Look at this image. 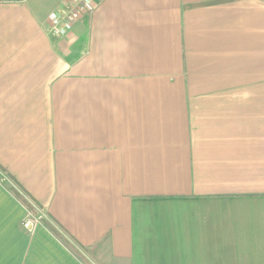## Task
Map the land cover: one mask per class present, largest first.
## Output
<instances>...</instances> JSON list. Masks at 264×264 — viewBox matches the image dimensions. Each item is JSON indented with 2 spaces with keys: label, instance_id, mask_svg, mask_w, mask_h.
<instances>
[{
  "label": "crops",
  "instance_id": "1",
  "mask_svg": "<svg viewBox=\"0 0 264 264\" xmlns=\"http://www.w3.org/2000/svg\"><path fill=\"white\" fill-rule=\"evenodd\" d=\"M67 1L0 0L4 114L31 115L0 118V164L45 217L0 182V264H264V86L184 73L193 22L247 39L264 0H95L54 38Z\"/></svg>",
  "mask_w": 264,
  "mask_h": 264
},
{
  "label": "rangeland",
  "instance_id": "2",
  "mask_svg": "<svg viewBox=\"0 0 264 264\" xmlns=\"http://www.w3.org/2000/svg\"><path fill=\"white\" fill-rule=\"evenodd\" d=\"M94 2L96 4L95 0ZM194 16L197 17V15ZM252 17L253 20L255 18L261 17L262 29L264 26V14H253ZM204 20L205 22L199 18L197 22L192 23L193 29L198 26V28L194 30L197 35L190 34L188 38L189 43L187 45V48L188 52H191L189 54L191 60H188L187 63L185 62L187 66L184 73L187 85L195 87L203 86L207 88H218V86L221 87L225 85L264 86V32L260 33L259 31H256V29L259 27H255L256 25L253 24V30L249 31L251 37L247 39H243L244 37H242L241 34L244 33V31L239 28L235 30H229L228 35L223 36L219 35V32H215L214 29H211L209 32L214 34V37H203L204 39H202L198 35V29H201L204 24V27L210 26L211 23L210 19ZM215 34L219 37L215 38ZM248 58L250 60H248ZM185 81L181 85H186ZM205 91L212 92V89ZM180 95L182 96V94ZM7 96L9 95H0V118L9 117V113L4 114V105L5 107L9 106L8 103L10 101L7 100L5 104V98ZM16 96L17 95H10L11 98H14ZM215 96H217V94ZM177 97V94L172 95V98ZM46 100L51 101V96H49L48 99L46 98ZM11 104L12 101H10V105ZM33 107V105H30L27 107H20V109L25 112L27 110H32ZM46 110L49 109L40 110V113L42 115L41 118H45ZM50 110L51 111H49L48 116H53L54 108H51ZM16 113L18 112L13 113L9 118L31 116L29 114L16 115ZM0 182L2 184L10 185V190L13 195H15V197H17L19 201H22L23 204H25L26 220L28 219V217L30 219H33L35 217H39L40 215L45 219L43 212L40 211L37 206H34L29 202L34 200L29 195L23 193L21 189H19L20 187L16 184L15 179L9 175L7 170L1 164ZM25 219L22 222L24 227H26ZM33 226L30 225L29 227ZM91 260L94 261L92 256Z\"/></svg>",
  "mask_w": 264,
  "mask_h": 264
},
{
  "label": "built area",
  "instance_id": "3",
  "mask_svg": "<svg viewBox=\"0 0 264 264\" xmlns=\"http://www.w3.org/2000/svg\"><path fill=\"white\" fill-rule=\"evenodd\" d=\"M94 7V0H68L51 15L50 34L60 39L68 37L76 23L81 20L83 15L90 13ZM35 218L25 219V226H33L43 220L41 215Z\"/></svg>",
  "mask_w": 264,
  "mask_h": 264
},
{
  "label": "trees",
  "instance_id": "4",
  "mask_svg": "<svg viewBox=\"0 0 264 264\" xmlns=\"http://www.w3.org/2000/svg\"><path fill=\"white\" fill-rule=\"evenodd\" d=\"M50 226V225H49ZM51 229H53L54 231H56L52 226H51Z\"/></svg>",
  "mask_w": 264,
  "mask_h": 264
}]
</instances>
